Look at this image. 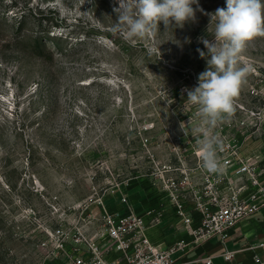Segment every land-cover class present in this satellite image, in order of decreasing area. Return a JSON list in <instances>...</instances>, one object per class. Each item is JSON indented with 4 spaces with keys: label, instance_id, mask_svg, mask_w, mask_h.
Instances as JSON below:
<instances>
[{
    "label": "rangeland",
    "instance_id": "rangeland-1",
    "mask_svg": "<svg viewBox=\"0 0 264 264\" xmlns=\"http://www.w3.org/2000/svg\"><path fill=\"white\" fill-rule=\"evenodd\" d=\"M115 6L0 0V264H49L41 242L52 229L81 220L98 197L112 206L118 189L146 187L151 154L196 148L201 121L185 89L207 68L197 49L207 52L201 38L211 41L215 25L205 13L226 0H199L195 21L134 41L113 31ZM242 63L251 72L218 138L260 133L264 37L248 42Z\"/></svg>",
    "mask_w": 264,
    "mask_h": 264
},
{
    "label": "built area",
    "instance_id": "built-area-1",
    "mask_svg": "<svg viewBox=\"0 0 264 264\" xmlns=\"http://www.w3.org/2000/svg\"><path fill=\"white\" fill-rule=\"evenodd\" d=\"M253 114L261 130L264 113ZM219 141L222 168L214 174L201 168L196 148L189 155L179 146L169 157L151 154L147 180L158 201L137 209L121 189L112 206L104 197L92 200L83 207L81 220L48 233L49 239L41 242L44 259L66 258V264H186L185 254L211 237L224 243L232 228L264 208V164L242 152L243 140L219 134ZM93 202L95 207L88 209ZM167 209L185 235L160 246L151 242L146 230L161 224ZM233 254L222 252L227 261ZM202 259L212 263L210 255ZM253 260L264 264L256 253Z\"/></svg>",
    "mask_w": 264,
    "mask_h": 264
},
{
    "label": "clouds",
    "instance_id": "clouds-1",
    "mask_svg": "<svg viewBox=\"0 0 264 264\" xmlns=\"http://www.w3.org/2000/svg\"><path fill=\"white\" fill-rule=\"evenodd\" d=\"M113 7L117 20L113 31L127 41L150 40L160 31L183 28L195 21L199 0H117ZM196 5V8H193ZM210 17L208 29L214 26L213 39L201 38L207 52L197 49L200 58L206 59L207 68L198 76V86L185 89L187 101L197 107L196 116L201 125L195 129L196 154L201 168L214 174L221 171L219 138L214 130L234 115L235 98L240 94L251 67L242 63V54L254 37H264V0H226V8H217ZM186 42L190 40L186 38ZM159 52L148 48L149 55ZM183 129V122L181 123Z\"/></svg>",
    "mask_w": 264,
    "mask_h": 264
},
{
    "label": "crops",
    "instance_id": "crops-1",
    "mask_svg": "<svg viewBox=\"0 0 264 264\" xmlns=\"http://www.w3.org/2000/svg\"><path fill=\"white\" fill-rule=\"evenodd\" d=\"M241 149L244 154L255 156L264 164V126L258 136L244 139ZM124 192L130 195L137 209H142L160 199L156 193L149 196L147 190L138 184L130 187L126 185ZM113 199L115 197L111 200ZM146 233L151 242L160 246H165L176 236L185 235L184 230L175 223L170 209L166 210L162 223L149 227ZM261 243H264V208L232 228L224 243L218 236H213L189 250L182 259L186 264H205L202 258L210 255L211 264H257L253 260L254 253L264 260V244ZM225 249L234 252L230 261L222 256ZM51 264H66V258L61 261L53 260Z\"/></svg>",
    "mask_w": 264,
    "mask_h": 264
},
{
    "label": "trees",
    "instance_id": "trees-1",
    "mask_svg": "<svg viewBox=\"0 0 264 264\" xmlns=\"http://www.w3.org/2000/svg\"><path fill=\"white\" fill-rule=\"evenodd\" d=\"M49 41H52L51 39H49ZM35 47H41V45H40V40H37L36 41V45H35ZM148 184V183H147ZM142 188H144V189H146L147 190V194L149 195V196H152L153 194H155V192L150 188V186H149V184L146 186V187H143L142 185H140ZM132 188V187H131ZM155 202H153V203H151V204H154ZM53 261H50L49 260V264H51Z\"/></svg>",
    "mask_w": 264,
    "mask_h": 264
}]
</instances>
